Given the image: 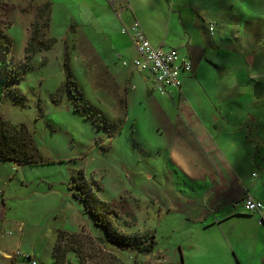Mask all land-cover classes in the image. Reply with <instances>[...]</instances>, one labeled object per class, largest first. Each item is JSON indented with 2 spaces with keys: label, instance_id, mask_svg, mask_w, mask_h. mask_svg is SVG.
<instances>
[{
  "label": "rangeland",
  "instance_id": "obj_1",
  "mask_svg": "<svg viewBox=\"0 0 264 264\" xmlns=\"http://www.w3.org/2000/svg\"><path fill=\"white\" fill-rule=\"evenodd\" d=\"M40 1L0 0V42L5 35L11 41L9 53L0 43V115L10 124L29 127L41 160L16 164L0 159V264H53L56 245L62 264H243V259L260 264L253 256L264 254V246H253L262 236L257 227L264 235L260 216L246 212L251 214L250 222L232 221L234 228L231 221L219 225L205 220L208 224L202 225L194 213L202 190L191 177L189 164L166 163L168 154L157 150V136L148 135L144 111L134 126L124 121L107 131L88 119L68 91L59 90L72 52L71 39L61 27L75 26L60 16L57 31H45L47 12ZM179 4L188 10L182 16L192 37L189 43L201 48L194 71L179 75L182 93L205 125L213 129L222 123L226 139L232 142L231 149L222 144L224 159L236 155L250 192L263 197L264 0H181ZM175 17L179 18L177 12ZM37 26L41 33L36 44L51 40L52 45L32 55L31 68L9 90L5 58L9 56L15 66L24 62L29 36ZM74 75L91 103L113 112L117 99L95 89L79 70ZM169 92L165 102H172ZM80 170L98 196L121 214L112 217L118 229L154 233L153 252L122 251L98 240L105 235L103 228L83 212L69 186L72 174ZM126 209L134 212V225L125 226ZM251 222L257 233L241 231L240 227L251 228ZM218 230L222 237L215 234Z\"/></svg>",
  "mask_w": 264,
  "mask_h": 264
},
{
  "label": "crops",
  "instance_id": "obj_2",
  "mask_svg": "<svg viewBox=\"0 0 264 264\" xmlns=\"http://www.w3.org/2000/svg\"><path fill=\"white\" fill-rule=\"evenodd\" d=\"M40 2V6L45 4L49 6L47 32L57 31L55 27L58 26L56 24L60 16H64L70 25L75 26L72 30L61 27L67 38L71 39L72 52L69 57L66 54L68 70L71 73L73 71L74 74L75 70H79L82 78L91 80L95 89H103L106 94L112 95L113 101L117 99L113 112L104 105H100L101 108L94 105L87 97L89 103L101 112L111 125H121L125 121L130 126H134L140 112L144 111L146 127L150 130L148 135L153 132L155 137L157 136L160 146L157 150L168 154L166 163L171 165L172 160H177L179 164L180 160H183L189 164L191 177L196 182L197 188L202 190L196 200L198 207V211L194 212L196 219L205 226L208 223L221 225L231 221L229 225L232 228L234 221V223L250 222L247 217L251 214H247L244 210V199L251 197L264 203V196H255L250 192V187L244 181V173L239 169V159L236 155H232V158L225 155L228 161L224 159L221 153L222 144L225 149L227 144L231 149L232 142L226 139L222 123L220 127L215 125L214 130L205 125L195 113L193 105L184 97L181 87L170 88L168 96L171 97L172 102H165L167 96L155 89L152 73L132 65L137 51L131 35L121 31L123 27L129 28L137 20L150 43L158 44L153 46L162 50L176 48L180 57L191 62L194 71L195 56H198L201 48L198 44L189 43L192 37L183 25L182 16L188 10L178 7L181 0H41ZM175 12L179 18L175 17ZM55 17L57 22L54 21ZM214 30L213 26V30L209 31L212 33ZM153 38L155 40H151ZM124 61L126 64H123ZM73 73L77 81H80ZM176 96L178 101H175ZM110 135L111 138L115 137L112 133ZM232 160H237L236 165ZM173 167L175 168L174 165ZM250 213H257L260 216V224H264V205L261 210ZM205 220L208 223H205ZM252 224L251 228L240 227L241 231L246 230L250 234V232L257 233L255 231L258 230V234L262 235V242L259 239L253 246L254 249L263 248L264 235L261 230L263 228L259 226L253 230L254 223ZM228 230L233 232L231 228ZM215 234L222 237L219 230ZM249 246L250 244L245 245L244 248ZM8 248L2 251H7ZM255 254L256 252L253 256L260 264H264V254ZM243 264H248L246 259H243Z\"/></svg>",
  "mask_w": 264,
  "mask_h": 264
},
{
  "label": "trees",
  "instance_id": "obj_3",
  "mask_svg": "<svg viewBox=\"0 0 264 264\" xmlns=\"http://www.w3.org/2000/svg\"><path fill=\"white\" fill-rule=\"evenodd\" d=\"M43 6L47 12V30L49 24V6L48 4ZM40 33V28L37 26V30L35 29L32 36H29L30 38L26 46L24 62L15 66L10 62L9 56L5 58L4 80L6 86L10 88L9 90H13V85L23 77V72L31 68L30 59L32 55L37 52V50L47 48L52 45L51 40L44 42L43 40H40L41 43L36 44V40H38ZM0 43L7 48L8 53L11 51V41L9 37L6 35L3 36ZM65 68L66 81L59 88V90L68 91L77 107L82 109L89 119L93 120L98 127L109 131L112 125L104 116L99 115L98 111L89 104L82 87L79 86L75 77L68 70V67ZM95 118L99 120L95 121ZM38 153V146L29 127L25 123L14 125L10 124L8 121L2 119L0 115V159L12 160L16 164H36L41 161L38 157ZM69 186L73 196L82 203L83 212L92 218L96 226L103 228L105 235L104 237H98L100 242L114 246L122 251L133 250L139 254H148L154 251L156 240L153 232L146 231L143 233H127L125 231H121L113 224L112 217L117 219L121 217V214L115 208L113 203L107 202L98 196L96 191L93 190L91 184L86 180L81 170L72 174ZM126 210L129 220L123 216L124 218L122 219H126L124 220L125 226L134 225L136 222L134 212L131 209ZM60 234H62V232H60ZM58 241L60 243V236ZM57 247L58 245L54 246L55 249L53 248L52 250L53 264H62L56 254Z\"/></svg>",
  "mask_w": 264,
  "mask_h": 264
},
{
  "label": "built area",
  "instance_id": "obj_4",
  "mask_svg": "<svg viewBox=\"0 0 264 264\" xmlns=\"http://www.w3.org/2000/svg\"><path fill=\"white\" fill-rule=\"evenodd\" d=\"M209 30H213L212 24L209 26ZM121 31L131 35L137 51V56L132 60V65L152 73L154 87L160 94L168 93L170 87L180 89L179 75L189 72L193 68L188 59L181 58L176 48L162 50L154 47L137 20L129 28L123 27ZM123 64L126 62L124 61ZM243 207L247 212H255L263 208V203L246 197L243 201Z\"/></svg>",
  "mask_w": 264,
  "mask_h": 264
}]
</instances>
